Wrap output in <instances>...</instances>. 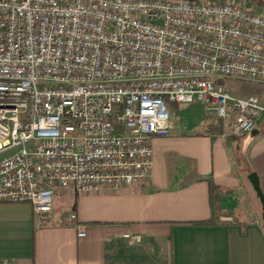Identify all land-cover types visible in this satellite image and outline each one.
Here are the masks:
<instances>
[{
  "label": "built area",
  "instance_id": "obj_1",
  "mask_svg": "<svg viewBox=\"0 0 264 264\" xmlns=\"http://www.w3.org/2000/svg\"><path fill=\"white\" fill-rule=\"evenodd\" d=\"M219 77L264 84V12L235 0H0V202L48 215L54 186L147 178L167 103L199 101L247 134L264 107Z\"/></svg>",
  "mask_w": 264,
  "mask_h": 264
},
{
  "label": "crops",
  "instance_id": "obj_2",
  "mask_svg": "<svg viewBox=\"0 0 264 264\" xmlns=\"http://www.w3.org/2000/svg\"><path fill=\"white\" fill-rule=\"evenodd\" d=\"M250 2L264 11V0ZM227 127L189 129L174 114L170 133L152 139L147 178L90 193L63 189L48 215L0 202V264H264L261 204L247 179L255 171L264 193V133L237 152L246 134L232 137ZM207 178L232 214L201 223L213 215ZM67 212L76 224L61 222Z\"/></svg>",
  "mask_w": 264,
  "mask_h": 264
},
{
  "label": "rangeland",
  "instance_id": "obj_3",
  "mask_svg": "<svg viewBox=\"0 0 264 264\" xmlns=\"http://www.w3.org/2000/svg\"><path fill=\"white\" fill-rule=\"evenodd\" d=\"M214 1H229V0H214ZM237 2H241L244 6H250L251 2L248 0H235ZM255 7V6H254ZM257 10L260 12L262 11L260 8L257 7ZM264 12V11H262ZM219 83L222 84L226 89H229L230 91L236 93V94H252L256 96L259 100V103L261 106L264 107V84L249 81V80H242V79H234L229 77H219L218 79ZM243 84H246L247 86H251L252 92L245 90V86ZM168 108L171 112V117L174 114H177V116H181L182 122L188 126L189 129H203L207 126H213L218 131H222L224 128V123L216 118L213 114L207 113L204 111L202 103L199 101H196L194 103H167ZM177 106V110L175 111V107ZM255 123H257V127L261 131L260 137L250 141L245 142L246 135L242 137L241 139L238 138L236 135H233L232 137L238 138V142L240 143V148L237 150V152H244L246 153L247 150L250 148V146L257 141L264 133V111L260 113V115L256 118ZM229 131L231 132L230 128L227 127ZM170 133V132H169ZM167 136V135H166ZM154 138V137H153ZM152 138V139H153ZM246 162V160H244ZM247 164V163H246ZM63 189H70V187H58L54 186V195H53V203L56 201H63V198L61 197V190ZM110 264V263H109ZM112 264V263H111Z\"/></svg>",
  "mask_w": 264,
  "mask_h": 264
},
{
  "label": "trees",
  "instance_id": "obj_4",
  "mask_svg": "<svg viewBox=\"0 0 264 264\" xmlns=\"http://www.w3.org/2000/svg\"><path fill=\"white\" fill-rule=\"evenodd\" d=\"M250 1V0H248ZM243 86H245V90L251 91L254 90L252 89L251 86H247L246 84H243ZM177 110V106L175 107V111ZM249 171H252L249 169ZM207 182H208V197H209V204L213 210V215L211 216V218H207L204 220H200L198 222L201 223H212L215 221H219V216L220 215H231L232 212L229 210H221V208L219 207V202H220V198H221V187L217 186L212 180L211 178H207Z\"/></svg>",
  "mask_w": 264,
  "mask_h": 264
},
{
  "label": "water",
  "instance_id": "obj_5",
  "mask_svg": "<svg viewBox=\"0 0 264 264\" xmlns=\"http://www.w3.org/2000/svg\"><path fill=\"white\" fill-rule=\"evenodd\" d=\"M260 135H261L260 129L256 125H254L250 129V131L247 133L246 138H245V142L246 143L250 142V141L260 137ZM247 179L252 184L253 189L256 192V195L260 201L261 210H262L261 217H262V222L264 224V193L260 187L259 177L255 171H251L250 173L247 174Z\"/></svg>",
  "mask_w": 264,
  "mask_h": 264
}]
</instances>
